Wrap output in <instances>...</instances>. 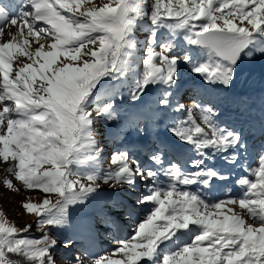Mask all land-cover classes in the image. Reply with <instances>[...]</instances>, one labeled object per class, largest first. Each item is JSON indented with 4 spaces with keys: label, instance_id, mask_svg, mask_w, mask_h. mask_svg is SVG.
I'll use <instances>...</instances> for the list:
<instances>
[{
    "label": "snow or ice",
    "instance_id": "1",
    "mask_svg": "<svg viewBox=\"0 0 264 264\" xmlns=\"http://www.w3.org/2000/svg\"><path fill=\"white\" fill-rule=\"evenodd\" d=\"M13 2L0 4V18L7 17ZM20 7L19 15L0 24V160L12 161L6 169L12 178L6 176L2 183L11 189L14 179L27 189L58 195L55 201L45 196L40 203L26 201L22 205L27 212H35L39 238L27 235L33 223L17 228L0 212V264H57L51 251L56 240L49 228L67 224L69 208L84 204L99 187L98 179L112 185L132 184L136 176L144 180L156 175L153 170L141 169L138 161L130 165L127 152H113L112 167L102 177L69 168L80 162L86 145L100 151L94 131L96 118L105 113H110L108 120L117 116L110 112L112 100L94 106L91 97L102 78L115 79L116 73L123 76L125 49L134 47L131 34L136 19L147 16L153 26L159 23L170 30H184L185 40L210 54L209 60L192 70L206 81L227 86L232 66L250 37L264 30V0H152L147 11L141 0H109L99 6L91 0H23ZM40 37L51 41L49 50L39 42ZM33 39L39 44L34 50ZM155 44L154 27L130 100H138L149 84L171 85L178 61L190 60L187 54H170L171 44H160L159 51ZM61 56L71 62L57 63ZM168 95L164 93L161 105H167ZM181 109L183 105L175 110ZM194 111L200 113L199 122ZM213 116L210 107L196 104L187 109L186 119L169 131L193 144L200 156H205L209 147L224 150L235 146L239 135L218 128ZM150 158L162 163L158 155ZM202 163L194 160L192 166ZM163 174L171 183L166 188L147 186L151 190L140 203L155 206L136 225L133 235L112 250L119 259L105 255L86 261L77 256L69 264H139L152 259L162 240L190 224L199 226V233L191 243L165 254L160 264H264V153L258 157V167L250 170L254 179L237 181L244 189L238 199L226 196L208 203L179 187L201 176L208 177L201 181L207 185L217 176L211 169L188 173L172 164ZM237 203L251 222L227 207Z\"/></svg>",
    "mask_w": 264,
    "mask_h": 264
},
{
    "label": "rangeland",
    "instance_id": "2",
    "mask_svg": "<svg viewBox=\"0 0 264 264\" xmlns=\"http://www.w3.org/2000/svg\"><path fill=\"white\" fill-rule=\"evenodd\" d=\"M108 2L109 0H91V3L97 6ZM151 2L152 0H141V4L146 11ZM20 6L16 15L20 14ZM154 27L157 51H159L160 44H171L173 48L170 54L180 57L181 54L186 53L192 60L177 63V70L171 85H164L163 83L149 84L141 97L133 101L129 99L130 92L136 86V82L143 71L142 59L145 48L148 46V38ZM185 35L184 30H170L159 23L153 26L147 16L136 19L131 34L134 47L125 49L128 55L124 57L123 76L116 73L113 74L116 77L115 79L102 78L93 90V96L91 97L94 106L112 100L113 106L110 112L116 113L117 116L113 120H108L107 115L110 113H105L96 118L94 131L96 146L99 147L100 151L97 152L95 147L86 145L80 154V162L69 165L71 171L80 174L94 173L97 177H102L109 170V167H112L111 154L113 152H126L127 142L132 143L131 148H138L142 143H147L142 152L145 161L139 163L141 169L153 170L156 163L150 157L160 154L158 144H165L168 148L187 147L197 153V150L193 149V144L182 141L173 132L169 131V128L174 127L177 122L185 120L187 116H175L172 109L159 103L161 99L165 98V92H175L180 83L183 82L182 73L178 69L186 70L187 78L192 77L198 73L191 70V65H198L210 59V54L206 48L185 40ZM39 42L45 45V50H49L48 45L51 43L49 39L40 37ZM37 46L39 44L33 39L31 47L34 50ZM195 51H198L200 55L197 56ZM193 52L196 55L195 57H192ZM249 52L252 53L251 56L247 55ZM211 58L215 59L214 55ZM21 60L28 62L24 57H21ZM60 61L71 62L70 58L63 56L58 57L57 63ZM232 67L233 75L229 84L226 86L219 81L217 83L220 87H224L229 97L235 99L236 105L242 108V114L246 115L247 108L244 107L246 103H243L237 97L235 83L242 76L249 75V77L258 78L264 74V30L253 33L250 37V43L241 52ZM173 108L175 109V107ZM187 109L185 114H187ZM193 115L197 118L195 111ZM197 122H199V119H197ZM242 140L238 144L243 155L240 160L243 162L250 161L247 176L249 179H253L254 177L250 176V170L258 167L260 150L264 147L259 149V147L254 146L251 149V146L249 147V144L248 146L244 145ZM218 150L209 147L204 151L212 157ZM248 153L253 155L248 157ZM11 163V158L7 162L0 160V212L4 214L9 223H14L17 228L33 223L32 230L27 235L39 238L41 233L34 223L37 219L35 212H27L22 205L26 201L40 203L45 196L55 201L58 194L44 193L38 189H27L22 182L14 179L13 188H7L2 181L6 176L12 178L6 171ZM41 166L46 167V165ZM156 175L153 178L144 180L136 176L132 184L119 183L112 185L111 182L104 183L102 179H98L99 187L89 195L86 202L69 208V222L63 226L49 228L50 234L56 240V244L51 251L57 260V264H69L77 256L86 261L98 259L105 255L119 259V254L113 256L112 250L119 247L121 241L129 239L133 235L136 225L155 206L152 202L140 203L141 197L148 195L151 190L147 186L166 188L171 183L168 177L165 176L164 179L159 180ZM204 179H207V176L197 177L195 182L202 189H206L205 184L201 183ZM82 182L87 183L86 180ZM180 187L182 189L186 187V190L191 191L190 188H187V185H181ZM200 198L208 202L205 198ZM199 231V226L195 224H190L186 229H177L170 238L162 240L157 245L151 260L143 259L139 264H160L165 254L177 251L182 246L191 243ZM66 242L70 243L65 246Z\"/></svg>",
    "mask_w": 264,
    "mask_h": 264
},
{
    "label": "bare ground",
    "instance_id": "3",
    "mask_svg": "<svg viewBox=\"0 0 264 264\" xmlns=\"http://www.w3.org/2000/svg\"><path fill=\"white\" fill-rule=\"evenodd\" d=\"M5 3H6V0H0V4H5ZM22 3H23V0H14V2L11 5H9V11L7 12V17H10L12 15H16L18 12L17 9ZM7 17L0 18V23L3 24L4 22H6ZM251 75H253V74H251ZM242 77H240L238 84L241 87V91L242 92L246 91L247 92L246 94L248 95V99H247L248 100V103H247L248 106H247L246 115L242 114V108H241V106H238V105H236V109H235L236 114L232 115L231 111L228 108H225V106L222 103L221 104L222 111H221L220 116H218V115H216V112L218 113V111H216V108L211 106L210 104L207 105L214 112L213 121L218 128L223 129L226 126V123H231L233 126L237 125V132L234 134L239 135L238 143L235 146H228L224 150L219 149L215 154L216 155V163H211L205 156H200V155H198V153L195 154V152L188 149L187 147H185V148L183 147L181 150L183 152L182 157H180L181 159L180 160L174 159L175 160L174 164H177L183 172L192 173V172H195L198 169L202 168L204 170L211 169L214 172L217 171L218 173H222L223 175L227 176V172H229L228 174L233 173L232 172L233 170L228 171L229 167H231V166L234 167L237 164V163L234 164L235 161L237 159H241L243 156L242 153L240 152V146L238 145L242 139H243L242 143L246 146H248V144H249V147H250L251 146L250 143L252 141H258V143H257V145H255V147L258 146L259 149H261V147L262 148L264 147V140L261 139L264 136L263 133L253 131V134H251L249 131L250 127H255L257 125H261V126L264 125V74L260 75L258 78L249 77V75H247L243 78ZM184 90L186 91L187 88H184ZM211 90L214 92V94L217 98V95H218L217 92L218 91L215 90V87H212ZM178 98H179V96H178ZM245 98H247V97H245ZM188 100H189L188 104H190L192 106V108L196 104L200 105L202 108L205 106V104L203 102L199 101L197 98H192V99H188ZM230 102L234 103L233 100H231ZM239 105H241V104H239ZM173 106L174 105L172 104L171 107H173ZM176 113L177 112L175 111V115H176ZM195 114L197 115V119H199L200 113L195 112ZM219 119H221V121ZM246 127L249 130L245 129L244 132H241V129H244ZM231 131H233V130L228 129L226 132H231ZM128 147H129V144L127 145L126 148L128 149ZM140 147H141V149L144 148L143 146H140ZM163 147H161V149H164ZM253 147H254V145H253ZM253 147L251 146V149ZM263 151H264V148L262 150H260V154ZM251 153H248L247 156L250 157L251 155H253ZM233 155H235V159H232ZM194 160H203V163L200 165H197L196 167H193L192 161H194ZM140 163H143V162L141 161ZM249 164H250V161H248V160L246 162H242V165L245 166L246 171H248V169H249V166H250ZM153 171L157 174L156 177H158L159 180L164 179V175H162L161 173H159V174L157 173L160 171V168L158 166L153 167ZM230 177L239 180L242 177H248V176H247V174H243V175L235 176V177L233 175H230ZM251 177L253 178V176H251ZM207 179H208V177H207ZM187 186H188L187 187L188 189L190 188V190H191L190 192H193V193L195 192L200 197L205 198L209 203L217 201L218 197H216V194L219 195L220 192L227 191V193H228L225 196H222V198H225L226 196H231V197H235L238 199L239 196L242 195V192L244 190L240 184H237L234 182L232 183L230 181L223 185L221 182H219L216 179V176H213V177H211V179H209L208 184L205 185L206 189L200 188V186L197 185L195 182L190 184V185H187ZM237 186L240 189V192H235ZM227 207L233 209V211L236 214L243 216L246 221L251 222L250 217H248L246 215L245 210L241 209L240 206L238 205V203L237 204H229V205H227Z\"/></svg>",
    "mask_w": 264,
    "mask_h": 264
}]
</instances>
